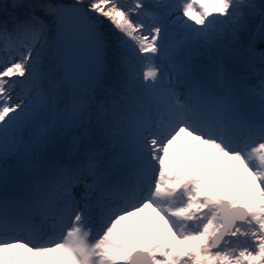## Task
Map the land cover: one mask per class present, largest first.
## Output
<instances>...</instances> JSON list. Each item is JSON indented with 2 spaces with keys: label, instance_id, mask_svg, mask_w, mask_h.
Listing matches in <instances>:
<instances>
[{
  "label": "snow or ice",
  "instance_id": "obj_1",
  "mask_svg": "<svg viewBox=\"0 0 264 264\" xmlns=\"http://www.w3.org/2000/svg\"><path fill=\"white\" fill-rule=\"evenodd\" d=\"M11 7L21 15L0 17V264H264V78L246 88L228 66L255 55L245 33L256 15L264 29V0ZM69 45L87 52L86 92L53 74ZM177 144L200 166L224 158L225 176L239 167L247 190L180 167ZM146 209L154 218L132 221Z\"/></svg>",
  "mask_w": 264,
  "mask_h": 264
},
{
  "label": "trees",
  "instance_id": "obj_2",
  "mask_svg": "<svg viewBox=\"0 0 264 264\" xmlns=\"http://www.w3.org/2000/svg\"><path fill=\"white\" fill-rule=\"evenodd\" d=\"M64 3H71L72 0H63ZM123 2V0H122ZM130 2V0H128ZM152 0H145V3H151ZM256 3H260L261 0H255ZM0 17H9V16H19L21 15L20 9H13L11 7V0H0ZM36 15L42 16L43 13L37 11ZM47 19V18H45ZM261 17L259 15L252 16L248 18V29L249 31L245 33V35H254L256 39L254 51L255 55L251 57L247 62H230L229 68L232 70L233 74L239 78V82L242 86L246 88L255 89L256 86L260 83V80L264 78L262 74H264V58H262V53H264V29L260 28ZM203 49L199 50V54L194 55V59L200 60V55L203 53ZM85 53V52H84ZM55 54L52 51H46L43 56V63L45 68H49L52 65ZM80 59L85 61V54H81ZM154 63H158V61H154ZM137 67H143V62H137ZM57 77L61 76L59 65H56L54 73ZM64 87L70 93L66 82L64 81ZM21 87L17 89L16 92H19ZM259 97L256 96L255 100L258 102ZM8 166L11 168L14 165V161L9 158ZM83 185L77 184L75 185L71 191L72 195L76 198H80V194L83 192ZM49 225L51 221L48 222Z\"/></svg>",
  "mask_w": 264,
  "mask_h": 264
},
{
  "label": "rangeland",
  "instance_id": "obj_3",
  "mask_svg": "<svg viewBox=\"0 0 264 264\" xmlns=\"http://www.w3.org/2000/svg\"><path fill=\"white\" fill-rule=\"evenodd\" d=\"M186 19V18H185ZM67 72V71H66ZM19 79V78H18ZM21 87L20 84L16 85V90ZM22 98V97H21ZM14 99L15 102L19 103L20 99L15 97L14 93ZM170 155L175 157L177 159L178 165L180 167H190V168H196L199 171V174L203 175L205 179L207 180H228L231 182L230 186H234L237 189V193L246 191L247 185L244 184V175L241 173V170L239 167L235 169L234 174L225 176L224 170L227 164V161L224 158H220L216 160L215 162L210 161L208 164L200 166L195 163V160L197 158L198 154H192L188 153L184 150L183 146L180 144H177L173 147V149H170ZM19 190V189H17ZM151 218H154V214L151 213L150 209H146L143 213L140 214L139 217H133L132 221H140V220H149ZM147 227V226H146ZM95 231V229H94ZM22 251V250H20ZM53 255H61L59 253H55Z\"/></svg>",
  "mask_w": 264,
  "mask_h": 264
},
{
  "label": "water",
  "instance_id": "obj_4",
  "mask_svg": "<svg viewBox=\"0 0 264 264\" xmlns=\"http://www.w3.org/2000/svg\"><path fill=\"white\" fill-rule=\"evenodd\" d=\"M69 46H71V45H69ZM80 49H81V52L78 55L76 54V57H78V59H76L73 63V57L75 54L70 53L69 47H68L67 51L63 53V58H64L63 65L58 64L59 68H60V74L64 75L66 77L65 82H66V84H67V86L71 92L75 91V90H80L81 92H86L88 89V85H89V81H88L87 84H83V87L80 88V87H78V84L76 82V80L78 79V76L76 75V70H77L76 64H77V62L82 64V66L85 65L86 68L88 67L87 71H91L87 52L83 48H80ZM82 53L85 54V61L83 59H80V56ZM85 63H87L88 65H86Z\"/></svg>",
  "mask_w": 264,
  "mask_h": 264
},
{
  "label": "bare ground",
  "instance_id": "obj_5",
  "mask_svg": "<svg viewBox=\"0 0 264 264\" xmlns=\"http://www.w3.org/2000/svg\"><path fill=\"white\" fill-rule=\"evenodd\" d=\"M69 51L70 53L75 54L73 57V63L78 57H76V54L78 55L81 52V49H74L71 46H69ZM70 55V54H69ZM71 62V61H70ZM84 62V61H83ZM88 65L87 63H85ZM82 64L78 63L76 64L77 70H76V75L78 76V79L76 80L78 87L82 88L83 84H87L89 79H90V73L91 71H87L86 66H82ZM75 73V72H74Z\"/></svg>",
  "mask_w": 264,
  "mask_h": 264
}]
</instances>
